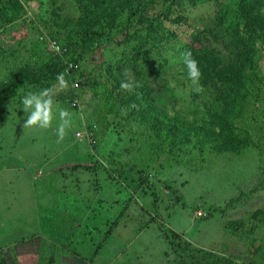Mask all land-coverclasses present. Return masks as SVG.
<instances>
[{"label":"rangeland","instance_id":"1","mask_svg":"<svg viewBox=\"0 0 264 264\" xmlns=\"http://www.w3.org/2000/svg\"><path fill=\"white\" fill-rule=\"evenodd\" d=\"M53 85L63 139L23 126ZM25 238L21 264H264V0H3L0 262Z\"/></svg>","mask_w":264,"mask_h":264},{"label":"clouds","instance_id":"2","mask_svg":"<svg viewBox=\"0 0 264 264\" xmlns=\"http://www.w3.org/2000/svg\"><path fill=\"white\" fill-rule=\"evenodd\" d=\"M181 55L183 57V63L187 67L188 78L196 86V89L199 90V77L201 73L197 66V61L192 58L191 51H185ZM56 80L61 88L67 87V81L63 73H60L56 77ZM122 87H129V85L125 84ZM54 88L55 85L38 91H28L20 97L21 108L24 110L26 117L23 126H36L41 129H47L56 118V113L58 112L59 124L56 132L59 139H63L66 135V129L71 127L72 121L70 119V113L55 104Z\"/></svg>","mask_w":264,"mask_h":264},{"label":"trees","instance_id":"3","mask_svg":"<svg viewBox=\"0 0 264 264\" xmlns=\"http://www.w3.org/2000/svg\"><path fill=\"white\" fill-rule=\"evenodd\" d=\"M189 1H193V0H189ZM1 2H3V0H0V3ZM87 35H89L90 37L91 36L92 37L93 36H102V35H104V33L99 32V31H90ZM63 52H64L63 50H61V53L57 52L56 56H57V59L60 61V63L62 65H64L65 69L68 68L69 63L76 64L75 63L76 61L73 62L72 58L65 57L66 54ZM66 52H67V50H66ZM73 70H75V69H72L70 71H73ZM231 149H233V147H231ZM234 149H236V148H234ZM115 227H116V222H114L112 224V226L108 230L105 238H107V239L109 238V236L112 234ZM169 238L171 241V246L173 248L175 247L174 248L175 250L179 249V251L181 250L182 252H185V251L190 249V244L189 243H185V244L182 243L181 237L178 234H176L175 232H172L171 237H169ZM25 241H27V238L21 239V240H18V241H15V242H12L11 244H9L8 247L5 248L6 255L3 254V257L1 259L0 264H9L8 258H10V260L13 262V264H21V261L17 255L20 248H18V250H17V246L19 244L24 243ZM197 252H201V251L197 250ZM230 262H232V259L229 257L219 256V255H216L214 253H206V254H201V256H197L195 258V260H192V261L189 260L187 264H230ZM48 264H54L53 258H50Z\"/></svg>","mask_w":264,"mask_h":264},{"label":"built area","instance_id":"4","mask_svg":"<svg viewBox=\"0 0 264 264\" xmlns=\"http://www.w3.org/2000/svg\"><path fill=\"white\" fill-rule=\"evenodd\" d=\"M58 51V50H57ZM58 53H61V50L59 49ZM77 67V64L74 63H69L68 64V68H67V72L69 73L70 70L75 69ZM76 87H78V84H76ZM74 105H77V103L75 102ZM82 132L78 133V135H81Z\"/></svg>","mask_w":264,"mask_h":264}]
</instances>
